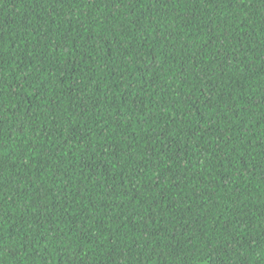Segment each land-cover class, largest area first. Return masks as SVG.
Masks as SVG:
<instances>
[{
	"label": "trees",
	"instance_id": "trees-1",
	"mask_svg": "<svg viewBox=\"0 0 264 264\" xmlns=\"http://www.w3.org/2000/svg\"><path fill=\"white\" fill-rule=\"evenodd\" d=\"M0 264H264V0H0Z\"/></svg>",
	"mask_w": 264,
	"mask_h": 264
}]
</instances>
